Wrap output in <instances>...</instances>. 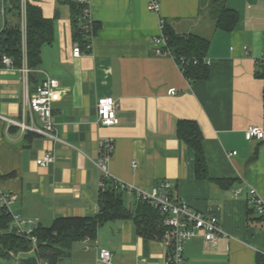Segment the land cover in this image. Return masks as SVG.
I'll return each instance as SVG.
<instances>
[{"label":"crops","instance_id":"obj_1","mask_svg":"<svg viewBox=\"0 0 264 264\" xmlns=\"http://www.w3.org/2000/svg\"><path fill=\"white\" fill-rule=\"evenodd\" d=\"M27 1L52 20L54 38L42 46L36 80L25 79L20 67L0 65V113L23 119L27 95L44 76L55 78L57 140L0 120V189L12 196V227L13 218L49 226L57 217L96 214L98 146L111 138L106 170L112 178L145 190L168 182L173 196L217 217L215 246L198 233L184 244L183 264H256L257 254L264 255V219L252 210L249 190L264 204V140L247 139L245 129L264 126V0H225L239 15L229 32L214 29L209 0H160L158 12L147 9V0H89L97 31L90 51L79 57L72 55L77 41L69 1ZM12 17L7 12L6 20ZM161 19L177 33L209 37L207 78L189 80L171 56L155 54L150 39ZM104 96L116 104V125L97 123L96 102ZM184 119L201 131L209 179L195 176L194 152L177 136ZM48 151L54 161L38 165ZM122 198L134 209L132 195L124 191ZM83 240L74 241L59 264H165L168 251L167 242L139 236L129 219L108 221L94 239ZM100 249L110 251L108 262L99 260ZM0 261L42 264L34 249Z\"/></svg>","mask_w":264,"mask_h":264},{"label":"trees","instance_id":"obj_2","mask_svg":"<svg viewBox=\"0 0 264 264\" xmlns=\"http://www.w3.org/2000/svg\"><path fill=\"white\" fill-rule=\"evenodd\" d=\"M9 5L7 12H10L13 17L12 20L5 18L0 27V58L3 55L10 57L14 66L19 68L22 66L24 54L20 0H9ZM69 6L74 39L83 46L86 37L80 27V7L71 1H69ZM208 10L209 17L214 23V29L229 32L239 21L238 13L226 7L225 0H209ZM25 22V57L26 65L30 69L28 78L36 80L35 70L41 62L42 46L50 44L54 38L53 23L51 19L43 16L39 6L27 0ZM96 31L97 26L93 24V34ZM163 34L166 37V47L172 51L174 60L184 76L189 80L207 78L206 54L210 44L209 37L195 33H177L167 22L164 23ZM176 133L194 152L195 176L199 179H209L201 144L202 134L197 124L192 120H180ZM216 181L224 187L231 184L230 181L224 179ZM103 183V189H99L96 214L57 217L49 226L38 225L33 231L37 240L35 248L29 238L15 231L11 225V213L5 205L0 204V259H9L19 253L34 249L42 263L46 261L47 264H59L61 258L69 254L74 241L85 237L94 239L100 225L121 219L131 220L139 236L152 240H163L165 232L163 216L157 209L142 200H136L134 209H128L122 198L124 190L117 188L114 179L106 178ZM258 218L264 219V216L258 215ZM256 264H264V255L257 254Z\"/></svg>","mask_w":264,"mask_h":264},{"label":"built area","instance_id":"obj_3","mask_svg":"<svg viewBox=\"0 0 264 264\" xmlns=\"http://www.w3.org/2000/svg\"><path fill=\"white\" fill-rule=\"evenodd\" d=\"M80 7V27L86 37V42L81 46L75 42L72 49V55L79 57L82 54H87L90 51L93 34V20L90 14L89 0H68ZM21 5V33L23 38V53L25 55L24 36L26 31L25 22V7L26 0H20ZM9 0H0V15L3 19L6 18ZM160 0H147V9L151 12H158ZM164 21L159 22V33L153 35L150 39V44L153 47L155 54H167L174 59L172 51L166 47V37L163 34ZM264 60V58H263ZM175 61V60H174ZM208 64V61H206ZM195 63V61H194ZM0 64L5 67H13V60L3 55L0 58ZM179 66V65H178ZM20 71L24 78L27 79L30 69L24 63L20 67ZM59 98V82L57 79L48 75L36 86L31 95H27L25 106L22 110L23 119L13 120L0 113V120L5 121L6 125L17 126L21 133L33 132L46 136L52 140H57L54 133L52 122V105ZM28 119V122H26ZM96 120L102 126H113L118 124L119 118L116 114V104L111 97H100L96 102ZM36 121L41 122V126L36 124ZM247 139L264 140V126L251 124L245 129ZM113 150V141L111 138H105L99 142L98 159L95 164L102 172L100 176L99 189L104 187V179L112 178L106 170L108 162ZM235 152H232V154ZM54 161V156L50 151L45 152L41 157L36 159V163L40 166H47ZM132 163V166H135ZM114 182L119 190H124L132 195L135 200L148 202L152 207L157 209L163 216L162 222L165 227L163 241L167 242L168 251L165 258V264H183L184 261V244L198 233L201 234L203 240L210 247H214L221 229L216 216L206 215L200 211L192 209L186 202L176 198L171 193V185L168 182L161 181L145 190L132 186L130 184L119 181L115 178ZM240 189L234 190V195L240 193ZM251 202L257 215L264 216V204L254 189L249 190ZM12 200V196L0 189V204H3L8 209V204ZM13 227L18 234L24 235L30 239L32 246H37L36 236L33 234L37 228V223L31 219L13 218ZM88 237L84 238L86 243ZM87 247V246H86ZM111 253L107 249L99 250V260L108 262ZM3 264V263H0ZM42 264H47L44 261Z\"/></svg>","mask_w":264,"mask_h":264},{"label":"rangeland","instance_id":"obj_4","mask_svg":"<svg viewBox=\"0 0 264 264\" xmlns=\"http://www.w3.org/2000/svg\"><path fill=\"white\" fill-rule=\"evenodd\" d=\"M1 20H2V18H1V16H0V23H1ZM6 127H8V126H6ZM19 129V128H18ZM20 130V129H19ZM125 201V200H124ZM125 203H127L126 201H125ZM1 262V261H0Z\"/></svg>","mask_w":264,"mask_h":264}]
</instances>
